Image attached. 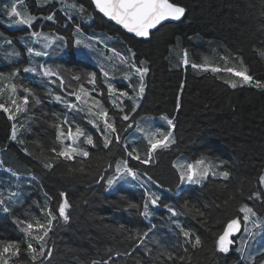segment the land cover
<instances>
[{
	"label": "trees",
	"instance_id": "16d2710c",
	"mask_svg": "<svg viewBox=\"0 0 264 264\" xmlns=\"http://www.w3.org/2000/svg\"><path fill=\"white\" fill-rule=\"evenodd\" d=\"M12 2L0 0V73L8 77L19 71L11 81L0 82V89L4 87L0 103L8 106L11 99H16L22 104V97L27 95L23 88L32 89L34 95L29 97L27 111L16 114L15 119L0 109V199L10 209L6 213L0 206V239L21 241L19 259L14 258L11 264H32L17 219L34 222L35 213L45 214L48 207L56 213L62 201L61 193L67 195L71 204L70 219L65 222L58 217L54 221L46 238V251L51 256L43 259V264H93V261L96 264L105 261L107 264H248L239 252L220 253L215 244L227 221L243 215L238 211L243 204L257 213L248 222V228L253 234L259 231V238L241 234L248 252L260 264V253L264 252V186L259 182V177L264 175V89L241 86L239 78L226 71L213 73L193 69L191 64L239 68L242 60L254 79L264 81V55L260 54L264 52V0H176L186 8L185 17L181 21L165 22L149 38L136 37L111 22L95 8L92 0H15L22 14L36 17L31 27L16 24L17 18L6 14L5 5ZM73 2L82 4L85 10L68 7ZM53 14V20L46 19ZM77 26L85 34H101L112 39L105 43L106 52L115 49L123 57L135 53L138 65L146 61L149 72L144 78L145 90L139 108L129 113L130 121L119 118V110L112 105L107 84L100 76L101 70L89 61L69 55L76 52ZM33 31L64 37L66 49L50 41V46L44 47L46 41L43 37H33ZM95 46L100 50L99 42ZM29 48L47 55L29 54ZM185 50L188 65L182 62ZM223 58H227V63ZM40 66L57 71L64 79V87L59 86L58 77L23 71L25 67H37L39 72ZM92 72L96 73L99 91H91L93 85L88 83V74ZM74 75L81 79H72ZM124 75L118 84L115 77L108 82L120 91L132 93ZM53 80L57 83H52ZM227 80H237L238 87L231 88L224 82ZM132 82L137 87L139 79ZM9 83L17 85L15 94L7 87ZM81 84L91 92V97L101 102L110 117H116L123 142L135 132L140 118L166 115L175 124V143L167 150H158L148 165L128 158L115 143L105 148L99 133L89 123L93 117L87 109L92 100L85 97L88 104L84 105L76 95H69L80 94ZM64 100L85 110L69 109ZM122 106L128 112L131 101L123 98ZM65 119L73 131L79 125L95 140V147L81 143L90 153L83 165L79 157L72 161L55 159L51 152L53 147L60 148L56 125H62ZM129 123L133 124L132 128L126 127ZM13 125L15 140L11 139ZM64 127L67 131V126ZM70 143V139L65 140V144ZM132 147L143 159L146 140L132 141L129 150ZM180 157L191 161L207 158L213 165L209 174L216 175L202 185L183 187L174 166ZM121 159H127L130 167L146 172L154 181L156 188H152V193L159 200L157 205H149L148 218L141 215L148 196L144 187H119L108 192L107 180L116 173L107 165ZM45 163L54 167L45 168ZM81 166L83 171H79ZM10 170L25 175L27 182L14 183ZM223 171L230 173L228 180L219 175ZM256 192L261 199L255 198ZM38 220L45 222V218ZM256 221L259 229L255 227ZM181 229L199 235L203 246L193 249L186 245ZM137 232L141 234L142 244L127 239ZM144 232L148 233L147 237L143 236ZM182 246L188 247V252ZM126 252L131 255H125ZM169 255L174 259L169 260ZM179 257L184 260L180 261Z\"/></svg>",
	"mask_w": 264,
	"mask_h": 264
},
{
	"label": "snow or ice",
	"instance_id": "6c2138e0",
	"mask_svg": "<svg viewBox=\"0 0 264 264\" xmlns=\"http://www.w3.org/2000/svg\"><path fill=\"white\" fill-rule=\"evenodd\" d=\"M95 5V8L98 9L100 13H102L105 17L115 21L118 25H121L124 29L129 33H133L136 37L141 38H149L154 30L158 31L161 26L165 25V22H173V21H181L182 18L185 17L186 8L176 2V0H92ZM73 9H77L80 12H83L84 6L82 4H77L73 2L71 5H68ZM6 14L9 16L16 17L15 23L22 26L31 27L32 23L36 19V17L32 16L30 13L22 14L20 10H18V5L13 0L10 5H5ZM48 20L54 19V14L46 17ZM77 33L81 31L79 26L76 28ZM33 37H43L46 41L44 47H49L50 42H55V40H60L61 42H65L64 37H53L45 36L42 32L31 33ZM50 41V42H49ZM7 43H11L10 40L6 41ZM75 45L77 48H86L90 49L92 47L91 44L85 43L82 39H76ZM121 63L128 64L129 67L134 69V75L139 77V82L137 87L132 88L133 95H130L128 91H120L116 87H114L111 83H109L110 73L101 68V72L103 77L105 78L103 83L107 84V91L109 94V98L111 99L112 105L119 110V118L122 121H130L131 116L129 113H135L136 109L139 108V99L143 96L145 90L144 77L149 72V68L147 66H137L134 59L135 53H131V57H123L119 53H116L115 49L111 50ZM29 54H34L35 56L47 55L46 52L34 51L33 49H28ZM264 55V52L260 53ZM18 55V53H17ZM70 56H86L85 52L76 51L73 53H69ZM111 59V58H110ZM225 59L227 63V58ZM131 60V62H130ZM183 64L188 65V53L185 50L183 52ZM141 65H146V61H141ZM240 67H211L209 68L206 64H196L192 63L191 67L193 69H202L204 71H212L213 73L226 71L232 76L239 78L240 85L248 84L254 86L259 89H264V81L254 79L253 75L249 74L246 66L243 65V61H239ZM42 67V66H40ZM9 74L8 77H5L4 73H0V82L5 79L11 81L12 77L18 73ZM24 72L36 73L38 75H42L44 77H58V82L60 87H64V79L60 74L53 70L52 68L42 67V71L37 70V67H25L23 69ZM88 83L93 85V89L91 91H99L96 87V73L92 72L88 74ZM114 78V77H113ZM125 79H131V76L127 73L124 75ZM72 79L79 81L81 77L79 75H74ZM228 83L231 88L235 89L238 87L237 80H227L224 81ZM52 83H57L56 80H53ZM7 87L10 91L15 94L17 91V85L14 83H9ZM23 91L27 93L22 97L21 107L17 104L16 99H11V105L15 107V113H13L12 108L5 106V104L0 103V109H2L5 113L9 114L10 119H15L16 114H19L22 111H27V105L29 104V97L33 96L34 93L30 88H23ZM80 94L69 93V95H76V99L81 102V104H88V97L92 100V104L88 107L87 111L93 119L89 120V123L92 124L95 130L99 133V136L102 140V144L105 148H109L113 143L120 145L125 151L128 158L139 161L142 164L148 165L153 162L154 154L158 150H167L174 143L175 138L173 136V132L171 130L163 131L159 128H145L139 124L135 125V131L140 133L142 137L146 140V151L144 154V158H141L139 151L132 147L129 150V144L125 143L121 140L120 132L116 127V117H110L108 114V110L103 107L99 100H96L94 97H91V92L84 88L83 84L80 85L79 88ZM3 92V89H0V93ZM103 95V92H100ZM123 98H127L131 101V106L128 112L125 111V107L123 105ZM57 100H61L60 96H56ZM39 103V100L35 101ZM63 103L69 109L75 111H84L85 109L76 103H71L67 100H64ZM94 108H98V111H93ZM177 109H179V104H177ZM162 120L166 121L167 125L170 126L171 129L175 128V124L173 123V119H169L166 115L161 117ZM67 126V131H65V127ZM59 130V134L57 136V140L60 143L59 150L55 147L51 149V152L55 154V159L63 158L67 161H72L81 158L80 163L83 165L84 158H88L90 156L89 151L81 146V143H86L87 145H91L93 147L96 146L95 140L90 133H87L84 129H82L79 125L75 126V131H73V126L69 124L67 119L63 121L62 125H56ZM127 128H132L133 124L129 123L126 126ZM83 137V141H80V138ZM11 139H16V127L13 125L12 136ZM70 139V144H65V140ZM2 165V162H0ZM178 172L181 183L187 182L189 184H200L202 179L206 178L213 165L211 161H208L207 158H201L196 160L194 163H176L174 165ZM45 168L51 169L54 167L51 163H45ZM108 168H114V172L117 174L115 178H110L107 180V184L109 186L113 185L117 180L122 177L130 176L134 180H141V176H146L148 181H152V177L148 176L146 172L140 173L137 170H134L133 167H130L127 159H121L115 161L113 163H109L107 165ZM83 166L80 167L79 171H83ZM212 175H216L215 172H211ZM219 175L228 180L230 178V173L227 171L220 172ZM100 179H104V177H100ZM154 182V181H153ZM259 182L261 185H264V175L259 177ZM62 201L57 206V212L53 213V211L48 208L45 209V222L41 223L40 220L34 219V222L30 220H20L17 219V224L21 226V231L24 233L25 239L22 241L26 245L25 252L30 257L32 264H36L37 261H40L43 264V259L50 257L51 252L46 251V238L49 235V232L52 230L53 222L57 220V218H61L63 221H68L70 216L68 214V209L71 208V204L68 201L67 195L65 193H61ZM256 199H261L260 193H254ZM252 199V197H249ZM159 197L155 196L153 193H148L147 199L143 203V211L141 215L145 218L150 216L149 205H157ZM4 200L0 199V206L4 212H9L10 209L7 206H4ZM226 204L227 201H224ZM167 207V206H165ZM168 210L173 214L177 215V212L173 208H168ZM238 211L242 213V216H237L229 221H227L223 231L218 234L217 239L215 241L216 251L220 253H229L232 250L239 252L241 254V258L245 257L248 260V264H256V257L251 255L248 252L246 242L244 240V234L252 235L251 229L248 228V222L252 221L253 217H256L257 213L254 211L252 207H249L247 204H243L239 207ZM241 220L244 221L242 226ZM183 236L185 239V244L191 246V248L195 249L203 246V242L199 235H194L190 231H184L181 229ZM237 234H241L237 236ZM140 233H136L135 236L129 235L127 239H136L139 243H143V240H140ZM148 233L144 232L143 236L147 237ZM234 236H237L236 239H233ZM239 241V243H237ZM35 242V244L33 243ZM21 241H9L0 239V264H11V261L15 259H19L21 252ZM233 245H236L235 249H233ZM184 252H188V247L182 246ZM119 255V253H117ZM125 255H131V253H125ZM261 260L260 264H264V252L260 253ZM169 260L174 259L172 255L168 256ZM180 261L184 260V257L178 258ZM93 264H96L93 261ZM107 264V261L104 262Z\"/></svg>",
	"mask_w": 264,
	"mask_h": 264
},
{
	"label": "rangeland",
	"instance_id": "374dc122",
	"mask_svg": "<svg viewBox=\"0 0 264 264\" xmlns=\"http://www.w3.org/2000/svg\"><path fill=\"white\" fill-rule=\"evenodd\" d=\"M1 22H3V21H1ZM49 37L53 38V37H62V36L50 35ZM89 37H90L89 34H85L82 31L77 33V31L75 30V40L76 39H82L86 43V42H88ZM108 40L110 41V39H108ZM50 41H51V39H50ZM54 43L56 44L57 47L63 46V48H61V49H63V50L66 49L65 42H61L60 40H55ZM75 51L84 52L82 50V47L81 48H77L76 45H75ZM85 53H86V56H78V57L80 59H83V60H86V59L92 60L94 63H96L99 66L100 69L102 68V66L112 69L114 72H116V74L112 73L110 77L111 78L115 77L116 82H121L122 81V74H124V73L129 74L131 76V79L130 80L126 79V83L129 85V88L132 91V88L134 87V83L132 82V80L139 79V77L133 74L134 73V69L129 67L128 64L121 63L120 60L116 56H114V54L111 51V49L108 50V52H106V50L100 52V51H96L94 49H91L89 51L87 50ZM133 59L135 61V57ZM136 65L138 67L139 66H146V65H141V64L140 65L136 64ZM1 89H4V87H2ZM129 94L133 95V92L129 93ZM142 97L138 101L139 105L141 103ZM17 104H19L21 107H23V104H20L18 101H17ZM7 107L12 108L13 113H15V109H14L15 107L12 106L11 103ZM162 116H165V115H161V116H157V117H155V116H145V117L140 118V120L138 121V124L141 125L142 127H145V128L152 127V128H159V129H161L163 131L171 130L173 132V129H171L170 126L167 125L166 121L161 119ZM168 118L171 119L170 117H168ZM129 135L130 136L128 137V139L126 141V143H128V144L131 143L132 141H137V140H140V139H144L142 137V135L140 133L136 132V131L132 135L131 134H129ZM195 161L196 160L191 161V160H189L187 158L180 157L179 159H177V161H175V164L178 163V162L179 163H184V164L194 163ZM134 170H136V169H134ZM137 171H139V170H137ZM116 175L117 174H115V176H113L112 178H115ZM210 176L214 177V175H212V174L210 175L209 174L206 178L202 179L200 184H191V185H202ZM26 182H27V179H26ZM137 185H140V186L144 187L145 190L147 191V193H149V192L152 193V188H156L154 183L152 181H148L147 177H145V176H141V180H139V181L132 179V177H130V176H125V177H122L119 180H117L111 186H109L107 184V189H108V192H115L119 187L134 188ZM188 185H190V184L187 183V182L183 183V187H187ZM19 196H17V197H19ZM255 227H257L259 229V222L258 221L255 222ZM253 235L254 236H251L252 239H258L259 236H260L259 231L254 232Z\"/></svg>",
	"mask_w": 264,
	"mask_h": 264
},
{
	"label": "water",
	"instance_id": "95a60500",
	"mask_svg": "<svg viewBox=\"0 0 264 264\" xmlns=\"http://www.w3.org/2000/svg\"><path fill=\"white\" fill-rule=\"evenodd\" d=\"M107 18V17H106ZM108 20H110L111 22L115 23L116 25H118L115 21H112L111 19L107 18ZM120 27H122L121 25H118ZM123 28V27H122ZM126 30V29H125ZM127 31V30H126Z\"/></svg>",
	"mask_w": 264,
	"mask_h": 264
}]
</instances>
